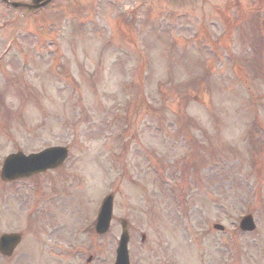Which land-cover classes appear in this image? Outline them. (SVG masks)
<instances>
[{"label": "rangeland", "instance_id": "374dc122", "mask_svg": "<svg viewBox=\"0 0 264 264\" xmlns=\"http://www.w3.org/2000/svg\"><path fill=\"white\" fill-rule=\"evenodd\" d=\"M263 5L0 2V170L17 151H70L47 175L0 179V234L34 251L22 264H114L122 219L132 264H264Z\"/></svg>", "mask_w": 264, "mask_h": 264}, {"label": "water", "instance_id": "95a60500", "mask_svg": "<svg viewBox=\"0 0 264 264\" xmlns=\"http://www.w3.org/2000/svg\"><path fill=\"white\" fill-rule=\"evenodd\" d=\"M10 3L8 0H1ZM52 0H33L32 4L11 3L13 7H25L29 10H37L46 7ZM68 154V149L65 147H51L37 154L25 156L22 153L13 154L7 158L2 171L3 180H15L18 178H26L35 174L45 173L50 169H56L63 164ZM113 215V196L108 197L104 202L103 208L99 215L96 231L103 235L108 232L111 225ZM216 229L223 230L222 226L216 225ZM243 231H254L256 226L252 216L245 217L241 223ZM7 241L14 245L18 243V237H8ZM6 243V237L0 241V249ZM129 233L127 221L122 222V235L117 248V257L115 264H130L129 260ZM5 250V249H4Z\"/></svg>", "mask_w": 264, "mask_h": 264}, {"label": "flooded vegetation", "instance_id": "af4514ba", "mask_svg": "<svg viewBox=\"0 0 264 264\" xmlns=\"http://www.w3.org/2000/svg\"><path fill=\"white\" fill-rule=\"evenodd\" d=\"M257 2H260L262 4H264V1L263 0H257ZM258 12L262 13L264 12V5H263V8H261V10L263 11H259L260 9L259 8H256ZM256 12V11H253V13ZM259 34V33H257ZM260 38V41H256L255 43H258V46H259V49L263 52V55H264V37H259ZM33 178H36V176H33V177H30L28 179H21V180H15V181H12V182H9L7 184H11V185H14L15 183H20V182H26L28 180H31ZM19 233V232H18ZM22 235V239H21V243L15 248L13 254L10 256V257H4V256H0V258L5 261L6 263L8 264H14V263H11L10 261H13V262H17V260H19V258H21L22 260L21 261V264L24 262H33L34 261V251L33 249H30V250H22V244H23V241L25 239V236L20 233ZM47 249H48V245L45 246ZM70 249H73L72 247H70ZM65 256V260L67 261L66 257H67V253H62L60 258L62 259L63 257ZM79 257V254L76 253L75 257ZM17 258V260L15 259ZM29 258V259H28ZM80 260L81 259H76V262L77 264H80ZM93 261V257H92V260L88 261L87 264L91 263ZM69 262V261H67ZM20 262L18 261V264ZM70 264V263H69Z\"/></svg>", "mask_w": 264, "mask_h": 264}]
</instances>
